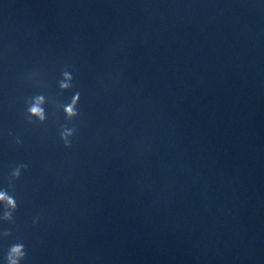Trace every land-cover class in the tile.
Returning <instances> with one entry per match:
<instances>
[{"label":"water","instance_id":"1","mask_svg":"<svg viewBox=\"0 0 264 264\" xmlns=\"http://www.w3.org/2000/svg\"><path fill=\"white\" fill-rule=\"evenodd\" d=\"M5 189L0 264H264V0H0Z\"/></svg>","mask_w":264,"mask_h":264},{"label":"clouds","instance_id":"2","mask_svg":"<svg viewBox=\"0 0 264 264\" xmlns=\"http://www.w3.org/2000/svg\"><path fill=\"white\" fill-rule=\"evenodd\" d=\"M63 80L59 83L61 90H68L72 87L70 81H72L73 76L71 73L65 71L62 73ZM79 99V93L73 95L71 102L66 104L64 107L65 118L70 120L72 117L77 116L76 103ZM43 101L42 97H36L33 104L28 108V115L36 117L39 121L43 122L45 119L44 109L41 107ZM74 128L63 127L60 132L59 139L64 143V146L67 148L70 146L69 141L67 140L68 136L73 134ZM26 165H18L15 169L11 171L12 180L19 179L20 172L22 169H25ZM9 186H11V180L9 181ZM0 209H2V215H0V220L11 222L13 220V213L17 209L16 199L13 195L9 194L8 190H0ZM38 219V217L36 218ZM36 219L33 220L35 225ZM10 232L4 231L3 236L8 237ZM27 256V251L23 242L17 241L8 246L6 254L4 256V264H22Z\"/></svg>","mask_w":264,"mask_h":264}]
</instances>
